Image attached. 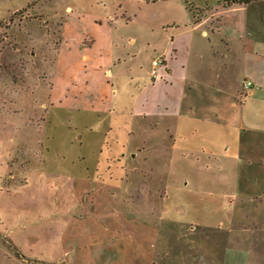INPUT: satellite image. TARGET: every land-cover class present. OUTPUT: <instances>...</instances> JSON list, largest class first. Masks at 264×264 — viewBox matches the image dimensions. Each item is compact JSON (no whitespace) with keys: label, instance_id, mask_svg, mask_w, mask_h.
I'll list each match as a JSON object with an SVG mask.
<instances>
[{"label":"crops","instance_id":"crops-1","mask_svg":"<svg viewBox=\"0 0 264 264\" xmlns=\"http://www.w3.org/2000/svg\"><path fill=\"white\" fill-rule=\"evenodd\" d=\"M232 1L193 0L191 8L181 6L179 19L157 38L154 59L163 64L155 81L148 78L150 67L144 77L122 75L119 68L113 72L109 17L84 23L65 10L71 17L62 27L54 83L61 81L75 98L68 88L73 82L89 87L97 82L92 98H84L89 105L119 108L139 127L156 129L160 121L162 138L154 141L166 142L161 159L166 169L162 190L150 187L139 199L145 206L139 214L130 206L131 193L139 194L149 172L136 170L119 186L118 180L100 176L72 177V201L54 214L66 221L59 240L64 262L56 264H165L172 250L161 252L162 241L191 242L196 236L209 243L210 264L221 262V241L226 261L249 264L255 234L237 232V219L259 227V264H264V8H246L243 15V7ZM244 82L252 84L247 91ZM7 193L10 198L12 192ZM123 198L130 204L124 201L122 207ZM221 232L230 235L223 239ZM183 247L178 256L186 263Z\"/></svg>","mask_w":264,"mask_h":264},{"label":"rangeland","instance_id":"rangeland-1","mask_svg":"<svg viewBox=\"0 0 264 264\" xmlns=\"http://www.w3.org/2000/svg\"><path fill=\"white\" fill-rule=\"evenodd\" d=\"M192 1L0 0V264L64 262L59 240L66 221L54 214L65 211L72 201L68 193L72 177L100 176L106 182L118 180L115 185L119 186L136 170L138 175L149 172L139 194L131 193L132 204L122 200V207L129 203L137 214L144 211L138 201L147 195L146 189L160 191L165 185L161 175L166 167L161 159L166 142L154 141L162 138L160 121L156 129L139 127L136 119L119 108L89 105L84 98H92L97 82H90V87L87 82H73L68 88L75 98L64 91L61 81L54 83L56 54L69 15L65 10H72L77 14L74 18L84 23H90L93 16L109 17L116 57L113 72L119 68L122 75L131 72L144 77L158 55L161 40L157 38L173 27L172 19H179L181 6L191 8ZM241 7L244 15L246 8L260 10L264 3L252 0ZM83 48L79 46L80 51ZM135 147L139 152L132 150ZM115 174H122L121 178ZM7 192H12L10 198ZM237 220V232L255 234L249 264H259V227L255 221ZM51 226L56 231L50 232ZM226 234L230 235L221 232L218 236L224 239ZM184 244L186 263L178 256ZM224 244L221 241L220 264H244L229 257L226 261ZM158 248L172 250L173 257L164 259L165 264H210V246L202 236L191 242L165 240Z\"/></svg>","mask_w":264,"mask_h":264},{"label":"built area","instance_id":"built-area-1","mask_svg":"<svg viewBox=\"0 0 264 264\" xmlns=\"http://www.w3.org/2000/svg\"><path fill=\"white\" fill-rule=\"evenodd\" d=\"M163 64L162 58H157L151 61L150 68H149V79L151 81H155L158 78V70L159 67ZM252 87V84L250 82H244L243 84V90L247 91ZM241 96H244L241 94Z\"/></svg>","mask_w":264,"mask_h":264},{"label":"trees","instance_id":"trees-1","mask_svg":"<svg viewBox=\"0 0 264 264\" xmlns=\"http://www.w3.org/2000/svg\"><path fill=\"white\" fill-rule=\"evenodd\" d=\"M250 1L252 0H233L232 4L244 6V5H247Z\"/></svg>","mask_w":264,"mask_h":264}]
</instances>
